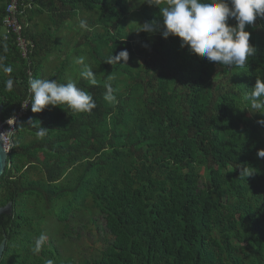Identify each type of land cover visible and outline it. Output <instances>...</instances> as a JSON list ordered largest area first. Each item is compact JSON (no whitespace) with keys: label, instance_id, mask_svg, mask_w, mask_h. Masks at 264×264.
<instances>
[{"label":"trees","instance_id":"1","mask_svg":"<svg viewBox=\"0 0 264 264\" xmlns=\"http://www.w3.org/2000/svg\"><path fill=\"white\" fill-rule=\"evenodd\" d=\"M7 2L0 0V57L12 71L0 70V120L29 101L28 71L75 82L97 106L91 114L27 106L0 177V208L13 207L0 216V264H73L47 241L34 251L35 240L48 219L69 239L79 217L92 214L103 218L104 247L77 264H264V166L254 158L264 147V110L249 112L244 99L264 79V23L254 32L246 26L256 49L247 67L228 68L162 38L159 27L136 34L135 23L160 24L167 0H31L27 62L1 32ZM81 10L90 28L72 54L92 68L95 85L73 60L52 74L46 67L60 29ZM125 49L126 63L111 60ZM106 83L117 102L104 99ZM39 125L49 130L44 139ZM247 166L255 172L245 179Z\"/></svg>","mask_w":264,"mask_h":264},{"label":"clouds","instance_id":"2","mask_svg":"<svg viewBox=\"0 0 264 264\" xmlns=\"http://www.w3.org/2000/svg\"><path fill=\"white\" fill-rule=\"evenodd\" d=\"M160 11L162 20L159 25L153 21L135 23L139 29L136 32L152 34L159 27L162 29V38L176 37L181 48L187 47L191 54L228 68H245L249 58L255 55L256 49L250 43L251 33L245 29L248 26L254 32L256 27L260 28V24L264 23V0H167V4ZM230 19L235 20L234 26L228 23ZM79 27L88 30L87 21L80 20ZM1 32L3 34L2 29ZM128 59L129 53L126 49L111 57L116 63H126ZM76 62L83 66L81 77L95 85L96 75L92 68L85 64L84 58L79 57ZM0 70L5 73L12 71L10 65L3 63V57H0ZM30 73L31 77L28 78L31 96L24 107L30 104L33 113H41L49 106L58 107L61 104L67 105L77 113L91 114L96 108L92 94L78 87L75 82L58 83L51 79L32 78V72ZM12 86L13 81L9 79L7 87ZM105 89L104 99L112 103L117 102L112 85L106 83ZM244 99L251 109L250 111L246 108L249 112L260 114V111L264 110V79H257L252 91L246 93ZM257 123L264 125V120ZM48 132V129L39 125L35 135L38 139H44ZM262 138L264 139V134ZM254 158L255 162L259 161L261 167L264 166V147L255 150ZM254 172L255 169L251 167H243L239 176L243 175L246 179ZM46 239L47 237L41 234L35 240L34 251L39 252ZM47 264H53V261L49 260Z\"/></svg>","mask_w":264,"mask_h":264},{"label":"rangeland","instance_id":"3","mask_svg":"<svg viewBox=\"0 0 264 264\" xmlns=\"http://www.w3.org/2000/svg\"><path fill=\"white\" fill-rule=\"evenodd\" d=\"M138 4H140L139 0ZM134 2V5H138ZM147 11H149L147 9ZM78 18L74 20V22L63 25L60 29V32L56 36L57 45L52 54V59L48 62L46 66L50 70V74L56 69L59 68L60 64L65 60L71 61L73 60V65L79 66L76 62V56H73V49H77V45L80 46L81 37L85 34V30H82L79 27L78 21L84 19L89 21V17L85 11L81 10L78 13ZM93 17V16H92ZM96 17V16H94ZM90 28L88 24V29ZM38 28H36L37 30ZM92 34L91 32H88ZM137 34V32H136ZM59 48L60 51L57 49ZM86 51V50H84ZM56 57V59H54ZM75 68H72L69 73H67V79H71L73 75H75ZM49 73L45 75V78L48 77ZM48 219L46 223L42 226L43 234L47 237L46 241L48 244L55 247L59 254L64 255L66 257L71 258V262L73 264H77L79 259H89L95 256L98 250L104 247V239L102 230L105 228L103 218L98 214H92L90 217L87 215H82L78 219V224L74 228L73 235L71 237H67L69 239H65L59 235V227L56 224H53ZM61 226V225H59ZM68 242V243H66Z\"/></svg>","mask_w":264,"mask_h":264},{"label":"built area","instance_id":"4","mask_svg":"<svg viewBox=\"0 0 264 264\" xmlns=\"http://www.w3.org/2000/svg\"><path fill=\"white\" fill-rule=\"evenodd\" d=\"M25 1L30 2L25 3ZM26 9H32L31 0H8L1 25L5 39L8 37L14 41L24 60L29 55L30 49L28 47L32 46V42L24 35V32L30 27ZM28 76L31 77L30 72ZM25 103L22 105L18 114L12 118L13 121L10 119L6 121L0 120V135H3L0 137L6 154L12 148L16 126L22 115L26 112L27 107H24Z\"/></svg>","mask_w":264,"mask_h":264},{"label":"water","instance_id":"5","mask_svg":"<svg viewBox=\"0 0 264 264\" xmlns=\"http://www.w3.org/2000/svg\"><path fill=\"white\" fill-rule=\"evenodd\" d=\"M1 109H2V107H0V111H1ZM7 160H8V154H6V152L3 148L2 140L0 137V177L5 172L6 166H9ZM12 211H13L12 203L9 202L4 207L0 208V216H12ZM5 245H6V236L4 234L3 239L0 243V261L2 259L3 253L5 251Z\"/></svg>","mask_w":264,"mask_h":264},{"label":"crops","instance_id":"6","mask_svg":"<svg viewBox=\"0 0 264 264\" xmlns=\"http://www.w3.org/2000/svg\"><path fill=\"white\" fill-rule=\"evenodd\" d=\"M35 20V19H34Z\"/></svg>","mask_w":264,"mask_h":264}]
</instances>
